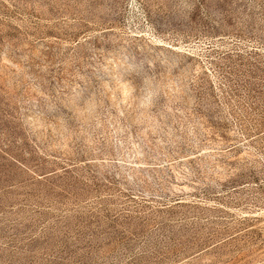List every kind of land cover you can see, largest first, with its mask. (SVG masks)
<instances>
[{"label": "rangeland", "instance_id": "rangeland-1", "mask_svg": "<svg viewBox=\"0 0 264 264\" xmlns=\"http://www.w3.org/2000/svg\"><path fill=\"white\" fill-rule=\"evenodd\" d=\"M0 264H264V0H0Z\"/></svg>", "mask_w": 264, "mask_h": 264}]
</instances>
